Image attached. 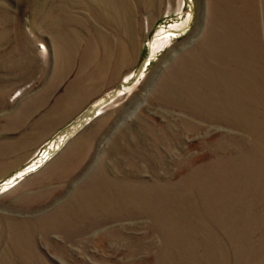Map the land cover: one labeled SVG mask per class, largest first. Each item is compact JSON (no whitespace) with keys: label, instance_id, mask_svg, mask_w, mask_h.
Here are the masks:
<instances>
[{"label":"rangeland","instance_id":"obj_1","mask_svg":"<svg viewBox=\"0 0 264 264\" xmlns=\"http://www.w3.org/2000/svg\"><path fill=\"white\" fill-rule=\"evenodd\" d=\"M4 154L0 264H264V0H0Z\"/></svg>","mask_w":264,"mask_h":264},{"label":"bare ground","instance_id":"obj_2","mask_svg":"<svg viewBox=\"0 0 264 264\" xmlns=\"http://www.w3.org/2000/svg\"><path fill=\"white\" fill-rule=\"evenodd\" d=\"M232 12H233V11H232ZM233 13H234V17H235V16H236V12H233ZM1 156H2V155H1ZM4 157H7V156H5V154H4V156L1 157L0 160H1V161L6 160V158H4Z\"/></svg>","mask_w":264,"mask_h":264}]
</instances>
